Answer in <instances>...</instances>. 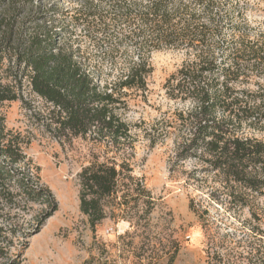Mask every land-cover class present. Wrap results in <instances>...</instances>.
Instances as JSON below:
<instances>
[{"label": "trees", "instance_id": "obj_1", "mask_svg": "<svg viewBox=\"0 0 264 264\" xmlns=\"http://www.w3.org/2000/svg\"><path fill=\"white\" fill-rule=\"evenodd\" d=\"M256 6L251 0H0V110L21 102L53 138L100 146L104 155L78 175L80 210L93 228L109 217L118 221L135 209L132 201L150 196L134 176L135 135L122 112L130 92H148L152 55L177 50L185 59L165 89L183 105L178 149L184 158L198 157L223 184L264 196V21L248 13ZM28 144L7 130L0 112V202L53 197L27 160ZM207 253L215 264H264V236Z\"/></svg>", "mask_w": 264, "mask_h": 264}, {"label": "rangeland", "instance_id": "obj_2", "mask_svg": "<svg viewBox=\"0 0 264 264\" xmlns=\"http://www.w3.org/2000/svg\"><path fill=\"white\" fill-rule=\"evenodd\" d=\"M251 1L259 6L249 8L250 18L264 21V0ZM184 59L177 50L154 53L148 92H130L122 112L135 135L134 176L150 196L132 201L127 218L109 217L95 228L80 210L78 175L103 149L82 138H53L21 102L2 106L7 130L30 140L27 160L53 197L0 202V264H210L209 248L225 253L237 240L264 236V196L223 184L198 157L184 158L178 149L183 105L167 96L165 84ZM33 104L45 107L39 99Z\"/></svg>", "mask_w": 264, "mask_h": 264}]
</instances>
